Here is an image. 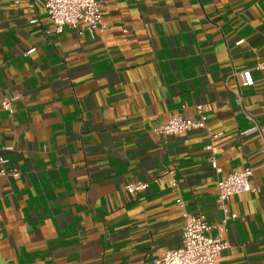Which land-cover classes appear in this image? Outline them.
<instances>
[{
	"label": "crops",
	"instance_id": "obj_1",
	"mask_svg": "<svg viewBox=\"0 0 264 264\" xmlns=\"http://www.w3.org/2000/svg\"><path fill=\"white\" fill-rule=\"evenodd\" d=\"M100 1L105 30L80 34L0 0V264L153 261L186 214L215 237L218 179L245 167L258 191L231 198L219 262L264 264V0ZM199 104L208 128L155 132Z\"/></svg>",
	"mask_w": 264,
	"mask_h": 264
},
{
	"label": "built area",
	"instance_id": "obj_2",
	"mask_svg": "<svg viewBox=\"0 0 264 264\" xmlns=\"http://www.w3.org/2000/svg\"><path fill=\"white\" fill-rule=\"evenodd\" d=\"M49 17L53 20L56 33H62L66 28L77 30L80 34L85 31L102 32L105 30L103 23V4L100 0H43ZM240 40L238 43H242ZM31 49L29 52H31ZM256 69H264V63L258 64ZM233 74L240 79L243 86L253 85L252 69L234 71ZM5 109L11 110L9 100L2 101ZM200 117L197 120L173 115L167 123L155 129L157 134L176 135L184 134L192 129L208 128L207 116L203 113V105L196 106ZM218 133H213L216 139ZM212 166L218 171L217 162L213 159ZM254 169L245 167L230 172L218 179L219 201L225 212V217L220 225V233L213 237L209 234L212 226L206 221L203 214H186V225L183 231L181 246L166 250L161 257L153 261H142L140 264H220L219 257L223 250L231 247V242L223 238L227 231L229 220L237 217L236 213H229L228 204L231 198L243 192H257L258 188L252 182ZM1 169V173H5ZM17 175V173H13ZM145 181H132L126 184L125 189L130 193H138L148 188ZM175 190H179L177 181L173 182ZM179 206H184L182 197L177 198Z\"/></svg>",
	"mask_w": 264,
	"mask_h": 264
}]
</instances>
